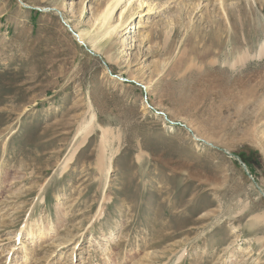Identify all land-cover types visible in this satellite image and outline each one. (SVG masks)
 Wrapping results in <instances>:
<instances>
[{
	"label": "rangeland",
	"instance_id": "374dc122",
	"mask_svg": "<svg viewBox=\"0 0 264 264\" xmlns=\"http://www.w3.org/2000/svg\"><path fill=\"white\" fill-rule=\"evenodd\" d=\"M113 3L0 0V264H264V0Z\"/></svg>",
	"mask_w": 264,
	"mask_h": 264
},
{
	"label": "bare ground",
	"instance_id": "6f19581e",
	"mask_svg": "<svg viewBox=\"0 0 264 264\" xmlns=\"http://www.w3.org/2000/svg\"><path fill=\"white\" fill-rule=\"evenodd\" d=\"M121 2V0H116V4H112L113 6L110 8V9H108V11H104L102 14H100V15H98L97 17H95L94 18V20L95 21H97L99 18H101V23H103L102 24V26L103 25H105L106 23H107V21L109 20V18H110V16H111V14L113 13V11H115V6L116 5H119V3ZM115 8V9H114ZM114 9V10H113ZM120 26L119 25H115V26H113L112 28L110 27L109 29H110V32L112 33L113 32V30L115 31L117 28H119ZM103 28H104V26H103ZM109 32H108V30L107 31H105V33L103 34V35H107ZM80 36H81V39H84L85 40V37H84V34L82 33H80ZM99 37V36H98ZM261 49H263L264 50V46L263 45H261ZM77 150V149H76Z\"/></svg>",
	"mask_w": 264,
	"mask_h": 264
},
{
	"label": "water",
	"instance_id": "95a60500",
	"mask_svg": "<svg viewBox=\"0 0 264 264\" xmlns=\"http://www.w3.org/2000/svg\"><path fill=\"white\" fill-rule=\"evenodd\" d=\"M260 56H264V53L262 55H260Z\"/></svg>",
	"mask_w": 264,
	"mask_h": 264
},
{
	"label": "trees",
	"instance_id": "16d2710c",
	"mask_svg": "<svg viewBox=\"0 0 264 264\" xmlns=\"http://www.w3.org/2000/svg\"><path fill=\"white\" fill-rule=\"evenodd\" d=\"M246 160V159H245ZM246 161H248V160H246ZM247 163V162H246Z\"/></svg>",
	"mask_w": 264,
	"mask_h": 264
}]
</instances>
